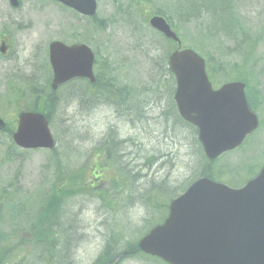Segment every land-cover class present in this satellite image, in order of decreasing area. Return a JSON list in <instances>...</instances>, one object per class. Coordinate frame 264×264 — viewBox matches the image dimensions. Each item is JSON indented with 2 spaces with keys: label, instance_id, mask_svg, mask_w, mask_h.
Here are the masks:
<instances>
[{
  "label": "rangeland",
  "instance_id": "rangeland-1",
  "mask_svg": "<svg viewBox=\"0 0 264 264\" xmlns=\"http://www.w3.org/2000/svg\"><path fill=\"white\" fill-rule=\"evenodd\" d=\"M16 1L19 7L14 9L9 0H0V37L11 42V51L0 55V117L8 126L15 130L17 112L34 109L33 94L50 82L46 42L87 45L101 61L95 68L102 72L100 77L111 76L117 83L109 86L110 96L83 95L81 83L59 91L45 109L56 142L54 152L22 151L12 143L10 131L0 133V220L4 226L0 236L19 227L11 241L29 249L20 254L23 259L13 260L16 264H95L109 239L113 242L118 236L116 250H120L167 217L164 207L150 210L147 206L154 205L156 189L171 187L172 200L200 175L206 160L195 143L196 132L174 117L175 84L165 64L172 46L146 24L153 14L171 22L182 47L214 57L210 73L217 85L235 77L246 84L247 102L256 111L260 128L241 149L214 164L218 178L223 183L241 182L264 166V0H96L94 19L44 0ZM242 42L252 44L250 53L245 45L236 49ZM20 75L24 78L16 80ZM114 140L118 144L112 152L115 157L121 159L124 148L125 154H131L127 160L132 169L127 171L134 177L115 190L116 203L99 198L117 188L112 171H104V183L96 192L93 187L98 181L92 180L97 164L112 163L94 150ZM146 151L150 154L132 162ZM160 152L163 161H147ZM66 183L68 199H61L64 208L57 223L63 234L50 237L42 246L37 239L35 253L26 225L36 222L50 191H66ZM164 195L160 193L159 198L167 207L169 199ZM150 197L154 201L146 203ZM22 206H27L22 212H29L18 213ZM2 256L6 258L4 251ZM118 264L163 263L130 255Z\"/></svg>",
  "mask_w": 264,
  "mask_h": 264
},
{
  "label": "water",
  "instance_id": "water-1",
  "mask_svg": "<svg viewBox=\"0 0 264 264\" xmlns=\"http://www.w3.org/2000/svg\"><path fill=\"white\" fill-rule=\"evenodd\" d=\"M86 16L95 13L94 0H55ZM154 29L178 42L166 22L150 20ZM50 47L54 84L92 75L93 54L86 46ZM176 77L175 102L182 118L199 129L206 157L213 161L239 147L257 128L244 100V85H225L213 93L204 74V62L190 50L169 59ZM3 123L0 121V130ZM15 144L25 149H51L53 141L41 115L19 116ZM139 250L169 264H264V168L238 191L206 179L194 183L169 207L163 226L139 242Z\"/></svg>",
  "mask_w": 264,
  "mask_h": 264
},
{
  "label": "trees",
  "instance_id": "trees-1",
  "mask_svg": "<svg viewBox=\"0 0 264 264\" xmlns=\"http://www.w3.org/2000/svg\"><path fill=\"white\" fill-rule=\"evenodd\" d=\"M242 46H240L239 48H241ZM253 49V46L251 43H248L246 45V51L247 53H250ZM207 61H208V66L210 67L211 64H213L214 62V58L212 56H207ZM101 61L97 62V66L100 64ZM102 74V72H100L99 68H97L96 70V84L94 85L95 88L97 86L98 83H102V80L100 79V75ZM102 96V95H101ZM192 129V128H191ZM196 143V140H195ZM111 148L110 146L107 144L106 145V150L109 151ZM206 168L209 169V173H204L201 174L202 176L205 177H209L211 179H213L215 177V174L213 172V170H211V164H205ZM217 179V178H215ZM70 185L67 184L66 185V191H64L62 188H53L50 193L47 196V201L45 203L46 205V209L45 212L43 213V219L38 221V233L37 235H35V237H37L40 240V246H42V244L49 239V236L52 235V233H50V227L48 225H46L45 219H46V215L50 214L52 209L54 210L55 213H57L60 209V207L62 206L60 204L61 199L63 197H66V199H68V194H69V187ZM154 200L150 197L149 199L146 200V203H152ZM148 208L150 210H153L156 206L157 203L154 205H148ZM154 206V207H153ZM110 246L108 248L104 249V252L100 255V261L99 264H113L114 263V259L120 254L117 252V254H115L116 250V246L117 241L114 240L113 242L111 241ZM122 251V249H121ZM124 252L127 253V255H131V256H136L139 255L140 252L137 249L136 243H125V248H124ZM103 258L106 259V262H103ZM118 264V263H117Z\"/></svg>",
  "mask_w": 264,
  "mask_h": 264
},
{
  "label": "flooded vegetation",
  "instance_id": "flooded-vegetation-1",
  "mask_svg": "<svg viewBox=\"0 0 264 264\" xmlns=\"http://www.w3.org/2000/svg\"><path fill=\"white\" fill-rule=\"evenodd\" d=\"M65 36H66V30H65ZM53 42H59V43H62L64 46H66V40L65 41L52 40L48 44L46 42L45 48L47 47V55H48L49 46ZM0 51H1V53H3V55H7L11 51V42L5 36H1L0 37ZM23 78H24V75H20V76H17L16 77V80H22ZM28 79H32V78L31 77H28ZM38 80L39 79H37V81ZM49 81H50L49 84L46 83V85H50L51 86V84L53 82V75H52V73H51V77H50ZM63 87H64V89H66V84ZM51 88H52V86H51ZM59 88L60 87H58L57 89H59ZM41 93H42V97H41V99L40 98H37L36 99L35 106L38 105L39 100H41V105H44V104L45 105H48L52 101V100H50L49 94L47 93L46 90H43ZM20 112H22V111L17 112V114H19Z\"/></svg>",
  "mask_w": 264,
  "mask_h": 264
},
{
  "label": "bare ground",
  "instance_id": "bare-ground-1",
  "mask_svg": "<svg viewBox=\"0 0 264 264\" xmlns=\"http://www.w3.org/2000/svg\"><path fill=\"white\" fill-rule=\"evenodd\" d=\"M121 156L123 157V158H128V155L127 154H125L124 152H122L121 153ZM130 158V157H129ZM133 162H137L138 160H139V157L137 158V159H134V158H132L131 159ZM129 168H131V166H129ZM139 182V180L137 179V181H136V184ZM70 232L71 231H69V232H66V237H67V239H68V242H69V239H70ZM109 236V235H108ZM110 239L108 240V242H105V248H108L110 245ZM85 248V245L82 247V250Z\"/></svg>",
  "mask_w": 264,
  "mask_h": 264
}]
</instances>
